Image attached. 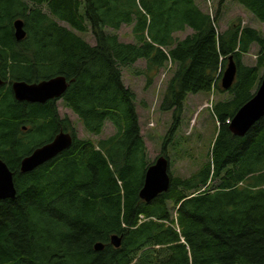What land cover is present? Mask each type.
Instances as JSON below:
<instances>
[{"label":"trees","instance_id":"1","mask_svg":"<svg viewBox=\"0 0 264 264\" xmlns=\"http://www.w3.org/2000/svg\"><path fill=\"white\" fill-rule=\"evenodd\" d=\"M215 14L195 0H0V158L14 172L16 196L0 200V264H264V116L243 136L230 121L256 93L264 73V34L241 18L219 30ZM264 22V0H237ZM22 19L26 35L15 37ZM65 23V24H63ZM132 25L136 42L120 39ZM192 29L184 38L174 33ZM91 31V44L77 32ZM259 47L254 65L244 62ZM236 79L221 78L229 62ZM150 86L174 66L160 109L172 111L161 154L169 157L189 94L218 90V122L206 159L187 176L170 172V186L140 197L152 163L137 111V94L123 68ZM62 75V100L93 135L79 137L58 100L18 101L12 83ZM61 130L73 142L54 159L23 173V157ZM160 154V155H161ZM121 238L119 247L111 237ZM103 243L96 250V243Z\"/></svg>","mask_w":264,"mask_h":264},{"label":"rangeland","instance_id":"2","mask_svg":"<svg viewBox=\"0 0 264 264\" xmlns=\"http://www.w3.org/2000/svg\"><path fill=\"white\" fill-rule=\"evenodd\" d=\"M219 1L196 0L203 11L214 14L218 9ZM236 18H241L242 25L252 26L264 34L263 21L259 20L237 0H225L219 11L218 29L221 31L226 29L230 21ZM132 28V25L124 24L118 30L122 41L136 42ZM77 33L91 44L95 43L90 30L81 33L78 31ZM190 33H192V29L187 27L185 30L175 32L174 35L177 38H184ZM258 50L259 47L253 44L250 52L244 56V62L254 65ZM144 67L145 60H138L133 66L123 68V78L125 84L137 94L136 107L140 115L141 131L148 147L149 159L154 161L161 154L162 142L172 121V111L161 110L160 103L174 66L170 62L167 63L150 86L147 84L144 75L136 73V70ZM227 97L226 93L222 94L218 90L188 95L184 104L181 125L175 134V139L181 138L180 143L176 147L171 145L168 147L170 172L175 175L187 176L206 159L218 127L212 105ZM57 104L61 115H67L71 118L79 137L97 140L114 131L111 122H107L102 134H90L85 131L77 115L65 105L62 99L58 100Z\"/></svg>","mask_w":264,"mask_h":264},{"label":"water","instance_id":"3","mask_svg":"<svg viewBox=\"0 0 264 264\" xmlns=\"http://www.w3.org/2000/svg\"><path fill=\"white\" fill-rule=\"evenodd\" d=\"M15 37L21 40L25 37L26 31L22 19L14 22ZM237 66L232 56H229V62L221 78V86L224 89L232 87L236 79ZM3 79L0 76V85ZM69 82L62 76H54L39 82H27L16 80L12 83L14 97L18 101H28L32 103H45L50 99L60 100L68 87ZM264 116V73L254 96L238 109L230 122V130L238 136H243L250 127ZM73 136L71 133L61 130L52 140L36 147L30 154L22 158L20 170L23 173L30 172L44 163L54 159L61 152L71 146ZM170 160L165 155L158 156L147 168L144 185L140 191V197L149 202L158 194L165 192L170 186ZM16 186L14 181V172L7 163L0 158V200L14 198L16 196ZM111 243L115 247L121 244V238L118 235L111 237ZM104 245L101 242L96 243L95 249L101 250Z\"/></svg>","mask_w":264,"mask_h":264},{"label":"crops","instance_id":"4","mask_svg":"<svg viewBox=\"0 0 264 264\" xmlns=\"http://www.w3.org/2000/svg\"><path fill=\"white\" fill-rule=\"evenodd\" d=\"M196 1V0H195ZM198 4V3H197ZM199 5V4H198ZM198 94V93H197Z\"/></svg>","mask_w":264,"mask_h":264},{"label":"built area","instance_id":"5","mask_svg":"<svg viewBox=\"0 0 264 264\" xmlns=\"http://www.w3.org/2000/svg\"><path fill=\"white\" fill-rule=\"evenodd\" d=\"M211 13V12H210ZM212 14V13H211Z\"/></svg>","mask_w":264,"mask_h":264}]
</instances>
